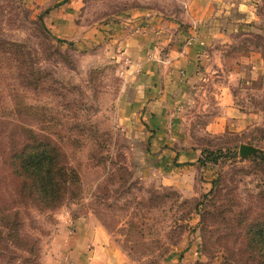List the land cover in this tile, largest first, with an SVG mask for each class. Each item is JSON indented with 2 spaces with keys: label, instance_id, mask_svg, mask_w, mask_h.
<instances>
[{
  "label": "rangeland",
  "instance_id": "1",
  "mask_svg": "<svg viewBox=\"0 0 264 264\" xmlns=\"http://www.w3.org/2000/svg\"><path fill=\"white\" fill-rule=\"evenodd\" d=\"M183 2L88 0L84 23L108 16L117 20L136 8L178 15ZM233 2L224 17L243 20H238L237 49L230 45V56L238 55L244 71L233 83L238 111L228 116L233 115L234 126L238 113L245 120L238 128L228 123L212 132L206 125L220 106L195 113L191 106L182 119L185 145L172 148L193 147L198 156H204L203 148L224 153L216 162L200 163L198 158L165 160L141 117L130 123L119 118V95L123 80L132 75L131 58L109 57L103 46L86 47L75 38L57 36L44 22L48 9L36 10L25 0H0L1 35L24 44L28 65L0 57V113L8 114L14 101L16 123L53 132L78 181L53 208L9 202L20 210L22 235L36 238V254L20 248L11 259L0 256V264H53L58 252L52 240L74 216H89L129 264H254L243 243L247 226L264 212V0ZM251 53L257 57L254 68L247 61ZM26 70L41 74L38 85L23 83ZM242 142L262 153L240 156ZM12 185L6 179L0 191L9 197Z\"/></svg>",
  "mask_w": 264,
  "mask_h": 264
},
{
  "label": "crops",
  "instance_id": "2",
  "mask_svg": "<svg viewBox=\"0 0 264 264\" xmlns=\"http://www.w3.org/2000/svg\"><path fill=\"white\" fill-rule=\"evenodd\" d=\"M25 1L36 10L48 9L43 19L57 36L75 38L86 47L103 46L109 57L131 58L133 65L128 69L132 75L123 80L118 116L125 123L141 117L150 141L162 150L165 160L190 162L198 158L193 147L172 148L185 145L182 119L190 115L186 111L191 106L192 113L213 104L220 106L206 125L212 132L223 130L228 123L238 128L245 120L238 113L234 126L233 115L228 116L238 111L233 83L244 71L238 65V55L230 56L229 49L236 42L238 20L243 18L224 17L234 8V0H184L178 15L130 9L117 20L108 16L91 24L84 23L88 0ZM231 49L235 51L237 45ZM247 61L254 63V68L256 55L251 53ZM68 223L70 226L61 227L52 240L58 252L53 264H60L66 256L72 264H129L117 248L107 244L103 229L89 216H74Z\"/></svg>",
  "mask_w": 264,
  "mask_h": 264
},
{
  "label": "trees",
  "instance_id": "3",
  "mask_svg": "<svg viewBox=\"0 0 264 264\" xmlns=\"http://www.w3.org/2000/svg\"><path fill=\"white\" fill-rule=\"evenodd\" d=\"M38 19L43 26L41 17ZM55 39L62 40L59 37ZM23 47L20 41L3 37L0 32V57L26 67ZM25 72L22 73L24 84H39L41 74L35 75L32 70ZM8 108V114L0 113V186L6 179L13 180V185L9 197L0 191V256L11 259L10 255L17 254L18 249L22 248L34 257L37 240L22 235L20 210L16 205L10 207L9 204L30 201L39 209L53 208L64 198L69 185H76L77 174L75 168L66 164V154L53 132L45 131L43 127L38 130L25 121L24 124L16 123V103H9ZM40 118L45 120L43 116ZM17 130L21 134L16 133ZM202 152L204 156H198L200 163L216 162L224 156L221 149L203 148ZM261 159L264 160V157ZM259 215L244 231L243 252L254 264H264V212Z\"/></svg>",
  "mask_w": 264,
  "mask_h": 264
},
{
  "label": "water",
  "instance_id": "4",
  "mask_svg": "<svg viewBox=\"0 0 264 264\" xmlns=\"http://www.w3.org/2000/svg\"><path fill=\"white\" fill-rule=\"evenodd\" d=\"M238 152L240 156L246 157L249 155H258V153H262V150L258 146L242 142L239 145Z\"/></svg>",
  "mask_w": 264,
  "mask_h": 264
},
{
  "label": "built area",
  "instance_id": "5",
  "mask_svg": "<svg viewBox=\"0 0 264 264\" xmlns=\"http://www.w3.org/2000/svg\"><path fill=\"white\" fill-rule=\"evenodd\" d=\"M62 264H72V261L70 260V258L69 257H64V259L62 260Z\"/></svg>",
  "mask_w": 264,
  "mask_h": 264
}]
</instances>
